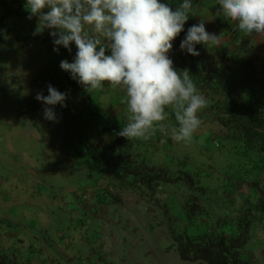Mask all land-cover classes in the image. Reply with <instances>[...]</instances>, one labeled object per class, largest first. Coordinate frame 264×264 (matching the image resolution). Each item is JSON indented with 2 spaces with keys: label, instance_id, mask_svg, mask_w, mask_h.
Here are the masks:
<instances>
[{
  "label": "trees",
  "instance_id": "trees-1",
  "mask_svg": "<svg viewBox=\"0 0 264 264\" xmlns=\"http://www.w3.org/2000/svg\"><path fill=\"white\" fill-rule=\"evenodd\" d=\"M205 1L193 0V9L202 6ZM161 2L175 11L181 0ZM25 3L26 0H0V79L7 54L4 41L13 30L9 19L30 21ZM234 24L235 21L231 20L227 28L229 45L220 57L198 46L199 56L181 50V41L191 27L187 25L173 41L169 55L178 70L190 72L198 90L208 100L207 107L199 114L202 125L189 144H196L198 139L207 135L208 141L215 144L218 150L233 151L252 164L259 180L251 183L250 188L255 190L258 199L253 209L249 210L262 214L264 219V58L255 51V33H241L234 30ZM40 35L44 39L50 37L47 30ZM38 36L30 38L37 39ZM64 88L59 87L60 92L68 94L67 108L58 106L55 109L59 122L44 120L43 153L46 155L42 163L54 153L52 162L66 167L64 174L70 187L78 181L79 185L84 183L86 187L81 196L75 193L69 202L66 194L52 192L53 198H60L65 203L53 215H64V219L68 215L70 224V215H79V221L88 229L90 215L100 213L105 205H122L119 194L133 193L149 202L148 197L155 199L161 185H169L179 179L168 175L156 158L158 154L166 155L175 144L168 135L158 131L147 141H128L117 135L128 122L122 91L106 87L93 95L75 83ZM166 111L168 117L163 123L168 127L176 125L172 111ZM80 170L86 173L84 178L76 174ZM186 175L188 179L192 177L191 174ZM243 207L236 224L232 223L233 227L236 226V234L189 235L185 229L177 233L171 229L180 259L188 263L255 264L244 252L248 223L242 226L241 222L247 221L249 210L245 209V205ZM60 225L57 221L55 229ZM69 225H65L64 232L69 230L71 233ZM11 256L1 253L0 262L14 264L11 261L14 257Z\"/></svg>",
  "mask_w": 264,
  "mask_h": 264
},
{
  "label": "rangeland",
  "instance_id": "rangeland-1",
  "mask_svg": "<svg viewBox=\"0 0 264 264\" xmlns=\"http://www.w3.org/2000/svg\"><path fill=\"white\" fill-rule=\"evenodd\" d=\"M218 11L220 6L216 5L215 0H206L202 6L193 9V16L190 15L185 24L192 26L204 19L209 33L224 34L219 47L197 45L215 57H220L228 48L227 28L231 24L230 19L217 16ZM9 23L13 25V30L4 41L7 54L2 71L11 75L19 85L24 86L21 89L27 91L19 98L4 97L2 94L1 118L11 110L16 115L15 109L36 102L38 92L48 95L49 83L59 91L60 86L61 89H67L74 83L82 88L69 73L60 68L62 60H74L77 51L74 43L71 52L61 47L57 54L53 51L51 37L44 39L39 35L37 39L30 38L36 31L37 18L29 22L11 18ZM254 46L256 53L264 58V34H255ZM37 103L40 109L42 105ZM45 126L43 118L36 121V128L41 135L44 134ZM35 149L42 163V142ZM156 158L168 175H175L179 179L172 184L161 185L155 199L148 197L150 201L146 202L133 193L119 194L121 197L115 193L122 199V205L103 206L100 213L94 214V219H89L88 229L80 225L77 215H70L71 234L74 231L82 233L85 240L83 247H94L97 253L96 257L89 260L90 255L84 248L81 250V242L79 238L76 239L73 245H76L77 252H86L81 264H205L183 262L170 230L177 233L185 229L189 235L215 232L236 234V226L233 227L232 223L236 224L243 206L249 210L257 204L258 195L250 188L251 183L259 180L257 170L233 151L218 150L215 144L208 141L207 135H203L193 145L175 143L166 155L158 154ZM76 174L81 178L86 175L84 170L76 171ZM186 174L192 177L188 179ZM65 178L68 179L67 176ZM39 189H43V186ZM82 194L83 189L76 193L78 196ZM66 195L68 202L74 196L69 192ZM49 196L50 189H44L45 206H54ZM246 214L247 221L241 222L242 226L248 223L244 252L255 264H264V219L262 214L255 211L249 210Z\"/></svg>",
  "mask_w": 264,
  "mask_h": 264
},
{
  "label": "clouds",
  "instance_id": "clouds-1",
  "mask_svg": "<svg viewBox=\"0 0 264 264\" xmlns=\"http://www.w3.org/2000/svg\"><path fill=\"white\" fill-rule=\"evenodd\" d=\"M217 16L235 21L234 30L264 34V0H215ZM47 10V11H46ZM28 19L37 18L34 35L48 31L59 54L61 47L74 60L60 68L93 94L106 87L120 90L127 123L117 133L128 141H147L158 131L174 143H189L202 125L200 113L208 100L188 70H178L169 53L173 41L185 31L193 0H181L175 11L161 0H26ZM224 34L209 33L205 20L187 29L181 50L199 56L197 45L219 47ZM110 53V54H106ZM38 92L43 118L59 122L55 109L67 108V93L47 85ZM170 109L176 125L168 127Z\"/></svg>",
  "mask_w": 264,
  "mask_h": 264
},
{
  "label": "crops",
  "instance_id": "crops-1",
  "mask_svg": "<svg viewBox=\"0 0 264 264\" xmlns=\"http://www.w3.org/2000/svg\"><path fill=\"white\" fill-rule=\"evenodd\" d=\"M3 74L0 79V105L4 100L2 94L4 97L19 98L27 91L22 90L24 86L19 85L11 75ZM42 107L39 109L37 101H34L27 107L15 109L16 115L11 110L0 117V254L12 255L14 264H81L86 252L90 255L89 260L97 253L94 247H83L85 240L81 234L75 231L71 234L69 230L64 232L65 225L70 224L68 215L64 219V215L53 214L65 203L60 198H53L52 192L75 194L79 187L84 190L86 185H79L78 181L70 187L64 174L66 167L52 162L54 153L48 155L42 164L38 159L36 145L42 142L45 147V131L41 135L36 128V121L43 118ZM40 186L43 189L40 190ZM44 189H50L49 197L54 199V206H45ZM90 216L92 219L96 217ZM77 218L80 219V216L77 215ZM57 221L61 225L55 229ZM78 238L85 253L80 251L79 254L76 245H73Z\"/></svg>",
  "mask_w": 264,
  "mask_h": 264
}]
</instances>
